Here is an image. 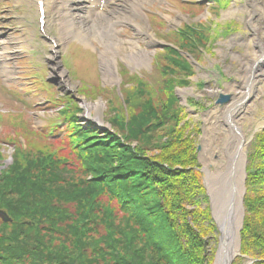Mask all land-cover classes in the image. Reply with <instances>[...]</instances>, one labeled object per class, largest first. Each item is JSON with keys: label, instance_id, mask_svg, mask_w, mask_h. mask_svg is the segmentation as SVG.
I'll use <instances>...</instances> for the list:
<instances>
[{"label": "rangeland", "instance_id": "374dc122", "mask_svg": "<svg viewBox=\"0 0 264 264\" xmlns=\"http://www.w3.org/2000/svg\"><path fill=\"white\" fill-rule=\"evenodd\" d=\"M145 1L143 7L141 4L131 6L132 3H129L126 13L131 14L134 20L120 22L121 24L114 26L106 33V38L91 40L86 44L82 43V45L75 41L69 46V49L67 40L64 41V39H59L57 46L54 44L51 46L49 42L44 41V54L38 58V72L51 86L48 87L46 93L39 91L34 94L28 93V95L30 94L29 104L22 103L25 107L13 104V101L8 100L9 94L3 91L2 95L0 91V112L8 117L5 122L0 120V154L3 156L0 160V171L12 163L17 145L29 153L40 154L39 163L61 160L60 165H63L61 168L69 172L67 174L66 171H63L62 175H67L68 178H71L69 180L82 184L84 188V182L93 181L91 171L87 173L85 169L86 156L80 157L85 149L91 148L84 144L87 143L89 146L98 144L99 139L104 138V130L101 128H112L117 131L118 125L114 121V119L120 118L117 111L121 112L122 110L123 120L129 119L131 111L128 112L130 109L126 101V91L136 87L140 92L148 91V94L145 95L152 97L151 101L155 104L157 97L161 98L158 91L162 90L163 86L171 84L173 97L176 101L173 107H177L180 114V121L175 130H180L182 138L188 141L185 149L182 144H180V148L183 154L190 155L186 159L189 160V163L179 165L174 162L169 165V161L172 162V159L164 160L165 158L162 157L160 144L173 137L166 135L174 129L168 125L163 132L159 130L153 134L146 132L143 138L152 137L149 143L147 141L138 142V139L133 138L136 135L134 133L130 140L127 139V142L130 151L134 154L138 149L140 150V146L142 147L143 154L140 157L137 156L142 162L148 161L149 166H157L156 163L159 162L164 168L172 171L171 173L174 172L181 177L182 186L181 188L177 187L181 190L179 191L181 203L179 210L173 213L175 217V226H173L178 231L183 224H186L190 231L199 234L203 260L205 264H214L221 232L213 215L212 197L207 186L209 175L207 172L209 171L211 175L225 169L230 149L225 145L226 128L221 127L220 133L222 134L219 135V132L209 126L208 120L215 109H220L229 103L231 94L226 93V88L237 87V82L234 79L238 72L239 59L235 61L233 57L243 56L246 41L252 35V31L245 23L246 1ZM29 9L33 8L29 7ZM136 10L141 13L139 16L135 14ZM228 12L234 13L224 16ZM12 14H6L2 18L0 23L2 36L11 34L12 38L14 34L9 26H16L18 23L16 20H12ZM170 19L174 22H170ZM186 23L192 24V27ZM193 23H199L195 25L196 29H193ZM181 28L185 35L178 37L175 30ZM17 29L15 28V31ZM52 32L54 34L55 31ZM20 38L21 33L19 34ZM110 42L113 45H108ZM114 42L117 44L115 45ZM130 42L139 47V53L133 57L126 54V51L133 47L129 46ZM117 47H120L121 50H116ZM176 47L177 49L174 50L177 51L179 59L185 61L187 70H179L176 64H169L166 67L169 72L163 73L164 63L160 62V58H164V52L171 55L169 48ZM0 51H2L1 48ZM66 51L68 52L65 53ZM157 51L162 53L161 56L158 53L157 57H153ZM51 55L55 57V60H52ZM134 59L138 61L137 64L133 61ZM22 71H25L22 67L13 68L12 75L9 77L0 75V84L14 82L15 74H20ZM183 80L186 81L185 84H183ZM14 83L21 87L28 86L30 81L19 80ZM8 89L10 88L5 87L6 92ZM221 95L227 98L225 102H219ZM254 95L245 100L243 106V113L248 116V119L243 121L242 126L246 141L241 200L242 220L238 231L239 251L231 264H248L250 261L249 257L241 252L240 231L245 216V198L251 193L252 187L256 186V189L264 191V178L261 174H255L254 179L250 183L248 182L249 174L255 172L260 161L264 163V157L257 156L259 147L263 144L260 139L264 137V83L258 85ZM256 95L258 96L257 100ZM2 102L4 103L2 104ZM14 106L15 109L11 108ZM156 120H160V117ZM51 128L52 131L49 130ZM125 138L126 135L123 136V140ZM83 145L84 147H81ZM80 147L85 149L80 150ZM99 148L97 149L99 150ZM98 150L87 151L89 157L91 159L97 157ZM80 160L84 163H81ZM93 164L96 163L91 162V169ZM98 168L95 167L92 170L95 171ZM222 189L225 190L224 187ZM63 190L65 187L61 186L60 191ZM212 193L217 201L224 200V198H220L221 189L213 187ZM90 202L88 203L89 212ZM82 206V204L81 206H77V204L72 206L67 220L60 219L61 215H57V213L53 215L51 222L58 224L61 230L52 231V234L59 241L68 244L67 240L72 235L68 225L74 223L73 227L77 229L74 232L79 231L83 219L78 220L76 214L81 213L85 217L84 214L88 213L86 210L83 212ZM161 206L164 208L163 202H161ZM181 212L184 213L183 216L180 215ZM177 215L181 216V219L180 217L177 219ZM125 216L120 217L114 225L125 226L129 222L130 225L137 226ZM44 225L53 226L51 224ZM9 229H12L11 225ZM137 230L144 237L141 234V228L137 227ZM98 231L101 233V228ZM90 234H95V232L91 231ZM27 235V238H30L29 233ZM50 237L47 238L48 241ZM180 239L187 248L184 235ZM81 240L82 236L76 240V244L75 241H72L75 248L81 249ZM22 241L24 240L22 239ZM52 245L55 247L61 244L53 242ZM137 245L139 248H143L146 246V242L137 239ZM35 248L36 246L33 245L34 250ZM146 249L147 254H150L147 246ZM52 251L57 254L54 250ZM64 263L65 261L60 259L57 264Z\"/></svg>", "mask_w": 264, "mask_h": 264}, {"label": "trees", "instance_id": "16d2710c", "mask_svg": "<svg viewBox=\"0 0 264 264\" xmlns=\"http://www.w3.org/2000/svg\"><path fill=\"white\" fill-rule=\"evenodd\" d=\"M176 34L178 37L185 35L183 29ZM169 49L171 55L164 52V58H160V62L164 63L163 73L169 72L166 68L169 64H176L179 70H187L185 61L179 59L174 50L177 47ZM182 82L186 83L185 80ZM172 88L171 84L163 86L158 91L161 98L157 97L155 104L151 101L152 97L145 95L148 91L140 92L138 87L126 91L128 112L131 111L129 119L123 120L120 108L121 112L117 111L120 118L114 119L118 125L117 131L112 128L111 132L104 131V138H100L98 144H84L93 151L100 147L97 157L91 159L87 152L90 149H81L84 145L80 147V150L85 149L80 154V157L86 156L85 169L87 173L91 171L93 176V181L84 182V188L82 184L69 180L71 178L67 175H62L63 171L69 172L61 168V160L39 163L40 154L29 153L16 145L12 163L0 171V208L12 219L11 222L0 219V264H57L60 259L65 261L64 264H205L201 236L190 231L186 224L178 229L179 232L174 228L173 213L179 210L181 203V190L177 188L182 186L181 177L171 173L159 162L152 167L148 161L142 162L137 158L143 154L140 143L136 155L130 151L127 142L134 133L136 135L133 138L138 139V142L149 143L152 137L143 138L146 132H163L168 125L174 129L166 135L173 137L160 144L162 157L164 160L172 159L169 165L174 162L179 165L189 163L186 159L190 155L183 154L180 148L182 144L185 149L188 141L182 138L180 130H175L180 114L177 107H173L176 101ZM159 117L160 120H156ZM124 135L126 138L123 140ZM260 140L263 144L257 156L263 158L264 137ZM2 157L0 154V160ZM91 162L96 163L93 168H99L93 171ZM255 174H261L264 178L263 162L260 161L255 172L249 174V183ZM61 186L65 190L60 191ZM250 192L245 198V216L240 231L241 252L249 259H255L251 264H264V191L255 186ZM74 203L77 206L82 204L81 209L83 212L88 211L89 215L83 213L86 215L83 217L81 213L76 214L78 220H83L76 233L74 223L68 225L72 235L67 244L52 234V231L61 230V227L51 220L56 213L61 215L60 219L67 220ZM183 214L181 212L180 215ZM122 216L137 226L129 222L125 226L114 225ZM179 217L181 219L177 215V219ZM10 225L12 229H9ZM137 227L141 228L144 237L139 234ZM91 231L95 234H90ZM28 233L30 238H27ZM183 235L187 248L180 239ZM81 236V249H77L72 241L76 244ZM137 239L146 242L150 254H147L146 246L138 247ZM53 242H60L61 245L53 247ZM33 245L36 246L35 250Z\"/></svg>", "mask_w": 264, "mask_h": 264}, {"label": "bare ground", "instance_id": "6f19581e", "mask_svg": "<svg viewBox=\"0 0 264 264\" xmlns=\"http://www.w3.org/2000/svg\"><path fill=\"white\" fill-rule=\"evenodd\" d=\"M245 1V23L252 31V35L246 41V49L243 56L239 58L233 57L235 61L239 59L238 72L234 79L237 82V87L226 88V93L231 94L229 103L220 109H215L208 120L209 126L219 132V135L222 134L220 133L221 127L226 128L227 140L225 145L230 149V156L227 159L225 169L214 172L211 175L209 171H206L209 174L207 186L212 197L213 215L222 233L214 264H226L238 252V231L242 220L244 145L246 142L242 126L243 121L248 119V116L243 113V106L245 100L255 96L254 92L258 85L264 83V0ZM44 3V9L54 6V8L59 10V15L56 16L57 21H59L57 26L59 34L54 37L59 39L70 35L75 40L86 44V42L88 43L91 40L106 38V33L114 26L121 24L120 22L125 23L126 21L134 20L131 14L126 13L129 3H132L131 6L133 4L137 6L141 4L143 7L146 1L105 0L101 10L95 15L92 8L95 3L94 0H45ZM70 3L75 4L71 6L70 12L67 14L60 13V11L65 9L63 6H67ZM233 13L228 12L224 16H229ZM135 14L139 16L141 13L136 10ZM169 21L174 22L172 19ZM199 23H193V29H196L195 25ZM186 24L192 27V24ZM182 28L176 29V31L180 32ZM114 44L116 45L117 43L114 42ZM108 45H113V43L110 42ZM129 46L133 47L126 51V54H130L133 57L139 53L137 45L135 46L134 43L130 42ZM116 50L119 51L121 48L117 47ZM122 50L124 51V49ZM158 53L161 54V52L157 51L153 57H157ZM53 55H51V58L55 60ZM133 61L136 64L138 63L136 59ZM153 62L155 63L154 60ZM257 97L256 95V100ZM213 187L221 189L220 198H224L223 201L216 200L215 195L212 193ZM223 187L225 190L222 189Z\"/></svg>", "mask_w": 264, "mask_h": 264}, {"label": "water", "instance_id": "95a60500", "mask_svg": "<svg viewBox=\"0 0 264 264\" xmlns=\"http://www.w3.org/2000/svg\"><path fill=\"white\" fill-rule=\"evenodd\" d=\"M227 100V98H225L224 96H220L219 98V102H225ZM0 218L4 221V222H9L11 221V219L8 217L7 213L4 211V210H1L0 209ZM221 232V231H220ZM221 237H222V233H221V236H220V241H221ZM220 244V242H219ZM238 255L237 253L234 254L227 262L226 264H231V262L233 261L234 257Z\"/></svg>", "mask_w": 264, "mask_h": 264}]
</instances>
